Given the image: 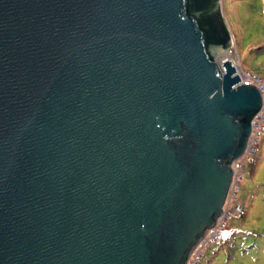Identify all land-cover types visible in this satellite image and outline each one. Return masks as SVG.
Masks as SVG:
<instances>
[{"label":"water","instance_id":"obj_1","mask_svg":"<svg viewBox=\"0 0 264 264\" xmlns=\"http://www.w3.org/2000/svg\"><path fill=\"white\" fill-rule=\"evenodd\" d=\"M223 0H0V264H187L263 105Z\"/></svg>","mask_w":264,"mask_h":264},{"label":"rangeland","instance_id":"obj_2","mask_svg":"<svg viewBox=\"0 0 264 264\" xmlns=\"http://www.w3.org/2000/svg\"><path fill=\"white\" fill-rule=\"evenodd\" d=\"M222 9L238 61L264 80V0H223ZM237 200L244 214L229 222L233 238L210 245L199 264H264V139L244 170Z\"/></svg>","mask_w":264,"mask_h":264},{"label":"built area","instance_id":"obj_3","mask_svg":"<svg viewBox=\"0 0 264 264\" xmlns=\"http://www.w3.org/2000/svg\"><path fill=\"white\" fill-rule=\"evenodd\" d=\"M236 52V48H233L217 59L221 71L225 73L224 63L227 61L231 62L236 69V75L241 79L238 85H251L258 88L263 97V105L260 112L252 121V130L244 154L234 162V174L224 212L219 218L216 226L208 230L205 236L200 240L187 264H199L210 245L218 242H226L231 239L230 237H232L234 230L229 227L230 220L244 214V208L237 200L238 191L244 181V170L257 155L258 148L261 146L262 139H264V80L249 71H245L236 57ZM235 202L237 203L234 204Z\"/></svg>","mask_w":264,"mask_h":264},{"label":"trees","instance_id":"obj_4","mask_svg":"<svg viewBox=\"0 0 264 264\" xmlns=\"http://www.w3.org/2000/svg\"><path fill=\"white\" fill-rule=\"evenodd\" d=\"M252 162H253V161H252ZM252 162H251V163H252ZM251 163H250V164H251ZM233 236H234V234L232 235L231 239L233 238ZM231 239H230V240H231ZM228 241H229V240H228ZM228 241H226V242H228Z\"/></svg>","mask_w":264,"mask_h":264},{"label":"bare ground","instance_id":"obj_5","mask_svg":"<svg viewBox=\"0 0 264 264\" xmlns=\"http://www.w3.org/2000/svg\"><path fill=\"white\" fill-rule=\"evenodd\" d=\"M231 238V237H230Z\"/></svg>","mask_w":264,"mask_h":264}]
</instances>
